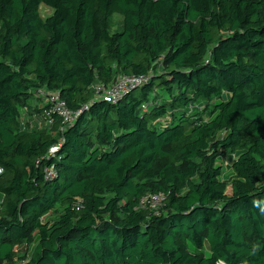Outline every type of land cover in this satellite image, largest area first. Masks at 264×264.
Instances as JSON below:
<instances>
[{"label":"trees","instance_id":"1","mask_svg":"<svg viewBox=\"0 0 264 264\" xmlns=\"http://www.w3.org/2000/svg\"><path fill=\"white\" fill-rule=\"evenodd\" d=\"M0 168V264H264V0H0Z\"/></svg>","mask_w":264,"mask_h":264},{"label":"built area","instance_id":"2","mask_svg":"<svg viewBox=\"0 0 264 264\" xmlns=\"http://www.w3.org/2000/svg\"><path fill=\"white\" fill-rule=\"evenodd\" d=\"M149 76L146 75H125L121 74L118 78L110 85L103 83L94 86L95 98L92 99L91 103L97 102L99 99L110 102L117 103L126 97L131 91L139 88L143 85ZM42 95L45 100L50 103V107L45 111V115L38 126H51L54 121V116L61 119L63 128L72 125L79 117V115L84 111L89 109L90 105L86 104L81 110L71 109L67 102L62 98L59 91H42ZM62 128V129H63ZM61 144L53 146L50 150V156H54L59 150ZM48 177L55 178L58 174L56 164L45 168ZM0 168V173L2 172ZM166 196L164 194L150 195L144 198L142 202L150 203L153 207L158 208L163 201H165Z\"/></svg>","mask_w":264,"mask_h":264},{"label":"rangeland","instance_id":"3","mask_svg":"<svg viewBox=\"0 0 264 264\" xmlns=\"http://www.w3.org/2000/svg\"><path fill=\"white\" fill-rule=\"evenodd\" d=\"M40 12L44 17H46V16L52 14L53 9H51L49 6H47L45 4H42L40 7ZM121 20H122V16L118 13H116L112 16L111 23H110V31L111 32H116V31L122 30V25H121L122 21ZM36 100H38V99L35 98L33 100L34 103H36ZM200 105H201V103H200ZM227 162L230 163V160L228 158H225V163H227ZM226 172L228 174V173L232 172V170H229V168L226 167ZM228 192H231V188L228 190Z\"/></svg>","mask_w":264,"mask_h":264},{"label":"water","instance_id":"4","mask_svg":"<svg viewBox=\"0 0 264 264\" xmlns=\"http://www.w3.org/2000/svg\"><path fill=\"white\" fill-rule=\"evenodd\" d=\"M229 97H230L229 93H226V94L223 95L224 100H227Z\"/></svg>","mask_w":264,"mask_h":264}]
</instances>
